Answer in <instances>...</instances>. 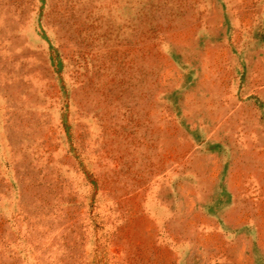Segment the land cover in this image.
<instances>
[{"label": "rangeland", "instance_id": "1", "mask_svg": "<svg viewBox=\"0 0 264 264\" xmlns=\"http://www.w3.org/2000/svg\"><path fill=\"white\" fill-rule=\"evenodd\" d=\"M0 264H264V0H0Z\"/></svg>", "mask_w": 264, "mask_h": 264}]
</instances>
